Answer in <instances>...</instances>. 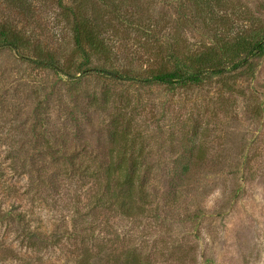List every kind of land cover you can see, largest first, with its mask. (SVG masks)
<instances>
[{
	"label": "rangeland",
	"instance_id": "374dc122",
	"mask_svg": "<svg viewBox=\"0 0 264 264\" xmlns=\"http://www.w3.org/2000/svg\"><path fill=\"white\" fill-rule=\"evenodd\" d=\"M75 18L109 55L76 51ZM0 28V264H264V56L134 80L262 38L264 0H0Z\"/></svg>",
	"mask_w": 264,
	"mask_h": 264
},
{
	"label": "trees",
	"instance_id": "16d2710c",
	"mask_svg": "<svg viewBox=\"0 0 264 264\" xmlns=\"http://www.w3.org/2000/svg\"><path fill=\"white\" fill-rule=\"evenodd\" d=\"M75 22L73 23L72 28V39L75 45V49L80 55L86 56V50L92 51L94 54H105L109 55L108 46L104 41L98 38L97 30L90 29L87 21L83 18H75ZM0 38L5 41V46H9L11 48H15L12 39L8 41L7 33L0 28ZM240 54H245L243 59L235 61ZM220 56V58L218 57ZM264 56V35L260 39H256L254 37L246 38L244 36H238L236 40L230 45H223L220 46L219 49L215 50H208L204 53H200L193 57H189L187 69L190 70V73H184L183 70L179 68H175L173 70H166L165 68L154 70L150 73L149 77L143 79H134L142 84H158L166 87H184V86H191L199 84L205 74H212V75H221L224 72H235L240 70L243 67H249L248 58L249 57H257L261 58ZM224 59L230 62V66L225 70V63L222 62ZM85 62L87 59L85 58ZM41 64V63H38ZM96 74L101 76H106L108 78H117L121 80H131L128 75L123 73H118L115 71H106L103 69H95L93 71ZM128 132L125 133V138L127 139ZM125 142V141H124ZM132 144V143H131ZM132 147L134 145L132 144ZM142 148V147H140ZM194 148H190L187 151V155L184 156L182 162L184 161L185 164L183 165L182 169H186L190 163L194 165L195 158L194 155ZM140 151V150H139ZM188 152H190L188 154ZM188 159V160H187ZM187 160V163H186ZM181 162V163H182ZM132 172H126L123 174L120 172V178L116 179V186L119 188L125 187L124 192H121V197L127 202V204L132 203L134 196L140 190L139 186L137 185L138 177L135 176V167L133 166ZM139 190H136V189ZM117 199V197H116ZM118 201V199H117ZM122 201V202H125ZM119 210L123 214H129V208L126 204H120ZM131 214V213H130Z\"/></svg>",
	"mask_w": 264,
	"mask_h": 264
}]
</instances>
